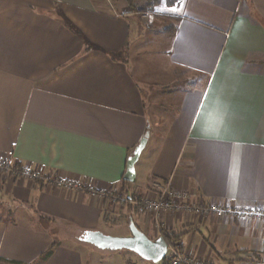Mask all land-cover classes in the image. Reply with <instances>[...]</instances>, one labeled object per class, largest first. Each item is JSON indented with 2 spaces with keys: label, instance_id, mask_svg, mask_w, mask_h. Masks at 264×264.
I'll return each instance as SVG.
<instances>
[{
  "label": "crops",
  "instance_id": "obj_1",
  "mask_svg": "<svg viewBox=\"0 0 264 264\" xmlns=\"http://www.w3.org/2000/svg\"><path fill=\"white\" fill-rule=\"evenodd\" d=\"M114 5L0 0V160L41 176L0 172V264H139L40 214L100 231L132 217L151 239L176 233L189 256L264 264V219L157 218L136 201L170 180L196 202L264 210V0H158L144 13ZM122 191L129 202L115 201Z\"/></svg>",
  "mask_w": 264,
  "mask_h": 264
},
{
  "label": "built area",
  "instance_id": "obj_2",
  "mask_svg": "<svg viewBox=\"0 0 264 264\" xmlns=\"http://www.w3.org/2000/svg\"><path fill=\"white\" fill-rule=\"evenodd\" d=\"M110 8H114V0H103ZM0 172L11 173L17 176L30 178L33 180L39 179L41 176L38 172L32 171L28 167L15 168L7 161L0 160ZM56 183L67 189H79V184L72 180L58 179ZM151 193L155 194L153 198H143L138 201V204L146 209L154 211L158 218L163 211H174V213H185L193 215L196 218L205 217H231L235 220L248 219H264V210L251 209L232 204H222L218 202H196L191 199V194L186 191H180L171 186L170 180H153L150 184ZM95 193V192H94ZM104 194H100V198ZM159 229L160 225L158 224ZM172 264H212L209 261L201 260L189 256L182 252L179 244H174L169 249V257Z\"/></svg>",
  "mask_w": 264,
  "mask_h": 264
},
{
  "label": "water",
  "instance_id": "obj_3",
  "mask_svg": "<svg viewBox=\"0 0 264 264\" xmlns=\"http://www.w3.org/2000/svg\"><path fill=\"white\" fill-rule=\"evenodd\" d=\"M149 135V132L145 134L135 148L133 154L128 158L127 170L124 175V180L127 182H134L136 180V163L146 147ZM128 226L130 230V235L128 236H111L104 234L100 230H85V232L78 237V240L82 243L92 245L100 251H130L154 264L163 263L167 259L170 244L163 236L157 239L149 238L146 233L136 225L132 217H129Z\"/></svg>",
  "mask_w": 264,
  "mask_h": 264
},
{
  "label": "trees",
  "instance_id": "obj_4",
  "mask_svg": "<svg viewBox=\"0 0 264 264\" xmlns=\"http://www.w3.org/2000/svg\"><path fill=\"white\" fill-rule=\"evenodd\" d=\"M114 0V4H115ZM125 1V3L128 5V7L131 9L132 12H139V13H144L147 11H152L154 6L153 3L155 5V3H157L158 0H122ZM170 34H174V29L172 28H168L167 30ZM127 183V182H126ZM40 220H41V224L43 225L44 222H48V226H52L54 231L56 230L57 232H61L62 234H68L69 231L72 232L73 230L77 234L78 237L81 236L85 230L84 229H80L77 226L71 224L70 222H66L64 220L61 219H57V218H52L50 216H46L45 214H40ZM127 222H128V217H127ZM79 231V232H78ZM162 236L166 239V241H170L174 239V244L179 241V236L176 235V233H167V232H163ZM76 241L80 242L78 240V238H75ZM60 244V241H56L52 244V246L50 247V249L44 253L40 259L41 262L46 261L54 252L55 248ZM173 246V244H172ZM93 248H95L94 246H92ZM96 249V248H95ZM97 251H100L98 249H96ZM101 252V251H100ZM17 263L18 262H14ZM163 264H172L171 260L169 258H167Z\"/></svg>",
  "mask_w": 264,
  "mask_h": 264
},
{
  "label": "rangeland",
  "instance_id": "obj_5",
  "mask_svg": "<svg viewBox=\"0 0 264 264\" xmlns=\"http://www.w3.org/2000/svg\"><path fill=\"white\" fill-rule=\"evenodd\" d=\"M162 1L165 3V0H162ZM153 6H154V3H153ZM122 194L124 195V198H125L124 202L125 203L129 202L130 200H129V198H127L129 194L127 195L125 193V191L124 192L122 191V193H113L115 201L117 198L123 197ZM152 197L154 198L155 194L152 193L149 198H152ZM132 199H134V198H132ZM101 228H102L101 231L106 235L122 236L124 233H127L126 230H129L127 217L123 216L122 219L117 218L113 222H110L108 225L103 224ZM122 252H123L122 254H126L127 256L131 257L134 262H137L139 264H154L152 262H149V261L142 259L141 257H139L138 255H136L133 252H130V251H122ZM167 257H169V253H168ZM160 264H163V263H160Z\"/></svg>",
  "mask_w": 264,
  "mask_h": 264
},
{
  "label": "snow or ice",
  "instance_id": "obj_6",
  "mask_svg": "<svg viewBox=\"0 0 264 264\" xmlns=\"http://www.w3.org/2000/svg\"><path fill=\"white\" fill-rule=\"evenodd\" d=\"M166 3H172V4H175V5H182L183 4V0H165ZM171 10L173 12H176L177 11V7H172ZM83 238V237H82Z\"/></svg>",
  "mask_w": 264,
  "mask_h": 264
}]
</instances>
